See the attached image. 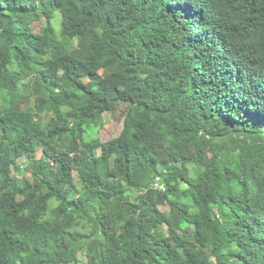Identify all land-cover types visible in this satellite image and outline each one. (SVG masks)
Here are the masks:
<instances>
[{
  "label": "trees",
  "instance_id": "16d2710c",
  "mask_svg": "<svg viewBox=\"0 0 264 264\" xmlns=\"http://www.w3.org/2000/svg\"><path fill=\"white\" fill-rule=\"evenodd\" d=\"M80 252L264 264V0H0V264Z\"/></svg>",
  "mask_w": 264,
  "mask_h": 264
},
{
  "label": "rangeland",
  "instance_id": "374dc122",
  "mask_svg": "<svg viewBox=\"0 0 264 264\" xmlns=\"http://www.w3.org/2000/svg\"><path fill=\"white\" fill-rule=\"evenodd\" d=\"M34 28H35V30L41 31L43 28V22L36 23L34 25ZM23 93L25 95L22 96V98L19 100L20 110L17 112H10L9 113V116L12 119L19 118L22 115V113L25 109V106L32 104V96L27 91L23 92ZM124 108H125L124 105H120L114 113H110L109 111H107L103 114L102 126L96 130L98 133V136L100 137L101 140H107V139L119 134L120 130L122 129V124H123ZM139 151H140V153H142L143 148L140 149ZM27 161L28 160L25 156L18 159V162L23 165L22 170L19 172V176L29 180L30 182H34L30 171L26 167L28 165ZM145 166L148 170H153L154 167L156 166V164L153 160H151V161L145 160ZM189 167H190V172H192V168H193L192 164H190ZM1 184L5 185V182L2 180ZM148 198L150 201V213L151 214H154L156 212V210L158 209V210H160V212H162L166 216H169L175 220L179 219V216L176 214V212H174L172 209H170V207H168L167 205H165L163 203H156L152 194H149ZM163 228L166 229V226L164 225ZM217 237L220 241V244L223 247L228 245V241L222 235H217ZM78 259H79L78 264H87L84 253L80 252L78 254Z\"/></svg>",
  "mask_w": 264,
  "mask_h": 264
}]
</instances>
